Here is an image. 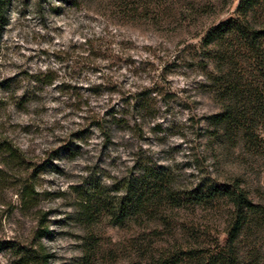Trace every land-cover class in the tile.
Wrapping results in <instances>:
<instances>
[{
    "label": "rangeland",
    "instance_id": "obj_1",
    "mask_svg": "<svg viewBox=\"0 0 264 264\" xmlns=\"http://www.w3.org/2000/svg\"><path fill=\"white\" fill-rule=\"evenodd\" d=\"M239 1L8 0L0 134L18 154L0 152V264H155L171 244L196 248L199 257L183 264L215 255L264 264V63L247 54L222 73L200 48L211 26L237 16ZM51 70L58 80L38 89L36 76ZM227 74L241 87L231 98L241 125L215 123ZM141 99L152 113L133 108ZM111 111L131 120L108 140L92 115L109 119ZM139 157L163 169L183 199L168 207L170 235L154 243L151 229L167 228L145 218L116 223L110 213L124 180L139 174ZM203 181L240 183L247 208L238 213L220 195L189 200ZM238 219L243 226L227 247Z\"/></svg>",
    "mask_w": 264,
    "mask_h": 264
},
{
    "label": "trees",
    "instance_id": "obj_2",
    "mask_svg": "<svg viewBox=\"0 0 264 264\" xmlns=\"http://www.w3.org/2000/svg\"><path fill=\"white\" fill-rule=\"evenodd\" d=\"M263 4L264 0H240L236 9V17L223 19V21L211 26L203 36L200 48L208 50V58H212L222 73L225 70L223 68L225 64L232 61L237 63L239 58L247 54L256 63H264V29L257 25V15L259 8ZM7 5L8 0H0V23L6 17ZM86 45L89 49H92L93 40H87ZM49 72L48 74L41 72L36 76L38 89H41L44 85H51V83H55L58 80L57 72L53 70ZM229 77V74L225 75L217 89L223 106V111L214 115L217 125L226 123L234 125L243 121L244 113L231 103L233 92L241 93V87L238 82L229 80ZM209 81H211L210 78ZM59 83L61 91L65 92L68 89L66 81L61 80ZM28 101H30V98L25 100V102ZM128 101L129 98L125 100L124 104H129ZM137 101V103L132 105L133 108L139 110V112L142 111L145 115L154 109L152 103H149L146 99ZM108 115L109 119H106L105 117L101 118L99 112L93 113L92 120L96 122V125L99 126L106 138L110 140L115 134L116 128L114 127L124 123L128 125L131 119L123 111H111ZM242 125H244V122ZM0 152L13 159L18 154L9 139L2 137L1 134ZM135 166L139 170V174H132L131 178L124 180L126 186L125 195L117 204L118 206L110 210V213L116 223H126L132 221L133 218H145L147 223H157L160 227L167 228V230H163L155 226L151 229L146 237L151 238V243H154L159 234L166 237L170 235L171 231L168 227L171 225L169 224L171 214L168 213V207H170L171 203L178 206L183 205V199L182 196L175 194L170 179L163 169L152 166L146 159L141 157L137 158ZM191 194V199H189L191 201H209L212 197L218 195L227 196L235 203L238 213H243L248 206L240 183H236L235 186L203 181L196 185ZM91 202L89 201V205H91ZM242 226L243 222H241V219L235 221L232 229L228 231L230 237L227 247L235 245V240ZM165 241L169 243L168 238ZM196 257H199L196 248L190 247L189 249L180 248L175 250V245L171 244V246L169 245L165 248V253L159 256L155 264H183L186 259ZM148 258L152 260L153 256ZM147 264L150 263L147 262ZM199 264H231V262L227 263L223 258L215 255L210 257L208 262L202 261Z\"/></svg>",
    "mask_w": 264,
    "mask_h": 264
}]
</instances>
